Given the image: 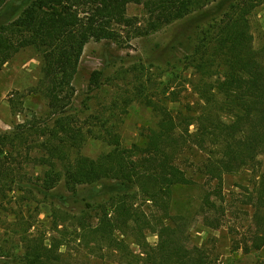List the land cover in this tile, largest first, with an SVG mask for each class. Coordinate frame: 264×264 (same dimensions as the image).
Here are the masks:
<instances>
[{"label":"trees","instance_id":"1","mask_svg":"<svg viewBox=\"0 0 264 264\" xmlns=\"http://www.w3.org/2000/svg\"><path fill=\"white\" fill-rule=\"evenodd\" d=\"M15 0H0V17L15 5ZM131 4L142 5L148 17V31L155 32L194 11L196 0H32L30 5L0 25V71L17 54L34 49L41 57L42 79L39 92L49 106L47 119L0 138V154H7L9 139L25 140L26 133L42 137L37 157L44 171L42 188L55 189L65 179L73 186L113 180L135 185L137 194H126L103 206L97 217H75L79 238L87 243L112 248L125 264H212L203 249H184L186 215L177 207L176 192L196 185L181 168L179 160L187 147L207 154L202 172L214 191H205L203 203L221 199L224 177L247 167H262L249 203L252 208L249 243L239 247L245 253L264 248V49L254 45L251 15L256 0H240L216 25L217 33L201 46L189 63L197 69L200 81L196 92L202 101L197 114L173 115L168 106L149 101L158 117L140 145L124 147L121 136L105 129L98 138L110 150L90 158L71 152L88 140V132L69 110L76 94L74 81L86 45L90 41H116V25L130 24ZM100 74L92 82L98 84ZM21 128V127H20ZM191 128H194L192 130ZM8 139V140H6ZM20 140V141H19ZM11 145V146H12ZM262 159V160H260ZM10 169L0 157V184ZM8 180L5 182L7 183ZM151 203L162 211L161 218L149 220L138 200ZM138 205V206H137ZM95 222V223H94ZM220 227V221H208ZM147 233L158 236L152 246ZM141 250L136 256L127 239ZM61 243L29 238L22 264H73L61 251ZM89 246V243L87 244ZM178 250L177 256L169 255Z\"/></svg>","mask_w":264,"mask_h":264},{"label":"rangeland","instance_id":"2","mask_svg":"<svg viewBox=\"0 0 264 264\" xmlns=\"http://www.w3.org/2000/svg\"><path fill=\"white\" fill-rule=\"evenodd\" d=\"M31 1L15 0V5L0 17V25L7 19H17ZM239 1L196 0L189 16L155 32L148 31L144 7L131 4L127 11L130 24L116 25V41H90L80 61L74 81L76 94L69 110L88 132V140L80 149H73L70 158H97L108 152V143L98 138L105 129L120 135L122 145L130 150L140 145L158 123L148 104L150 100L164 103L173 115L197 114L202 105L196 92L200 75L189 60L204 39L215 36L216 25ZM256 1L258 6L250 19L254 45L263 50L264 0ZM16 13L20 14L15 16ZM42 66L41 57L30 48L0 71V138H12L47 119L48 102L38 90ZM94 73L100 74L98 84L92 82ZM24 137L20 142L15 139L14 145L9 139L7 154H0L11 172L0 184V264H22L27 240L43 236L48 243L60 242L61 251L73 264H125L112 248L92 240L87 246L78 236L80 230L74 218L97 217L103 206H109L119 196L137 194L136 186L104 180L73 187L62 179L55 189L46 191L42 188L44 171L37 160L43 138L27 133ZM206 159L204 151L191 146L179 160L196 183L177 190L175 195L177 207L172 214L181 210L186 215L183 248L203 249L212 264H264V248L251 253L239 248L244 247L245 239L251 242L249 199L262 167H247L225 176L222 198L205 205V191H214L216 186L202 172ZM138 201L150 221L162 217V211L151 203ZM209 220L220 221L221 226L213 227ZM146 237L150 245L157 244L156 234L147 233ZM127 242L132 252L141 256L134 240L128 238ZM177 254L178 250L169 252L174 257Z\"/></svg>","mask_w":264,"mask_h":264}]
</instances>
